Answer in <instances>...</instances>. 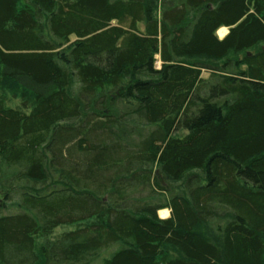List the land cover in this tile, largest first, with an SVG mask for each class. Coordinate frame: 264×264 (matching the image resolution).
Masks as SVG:
<instances>
[{"label":"trees","instance_id":"1","mask_svg":"<svg viewBox=\"0 0 264 264\" xmlns=\"http://www.w3.org/2000/svg\"><path fill=\"white\" fill-rule=\"evenodd\" d=\"M0 193V264H264V0H0Z\"/></svg>","mask_w":264,"mask_h":264},{"label":"rangeland","instance_id":"2","mask_svg":"<svg viewBox=\"0 0 264 264\" xmlns=\"http://www.w3.org/2000/svg\"><path fill=\"white\" fill-rule=\"evenodd\" d=\"M139 27H140L141 29H143V24H139ZM217 34H218V36L222 37V35L219 33V31H218ZM225 34H226V33H225ZM157 58H158V61H157L156 65H157L158 68H160L161 63H160V61H159V57H157ZM203 76H204V77H208V73L204 72V73H203ZM8 104H9V105L16 106V101H13V100H11V99L9 98V99H8ZM193 172L198 173V171H193ZM174 185H178V183H175ZM2 200H4V199H3V195H2V193H0V202H2ZM7 212H8V208H7V209H2V210H0V213H2V214L7 213ZM159 215H160V217H163V216L161 215L160 212H159ZM73 228H74V226H63V227H59V228L55 229V231H54V235H58V234H60V233H62V232H64V231H66V230H70V229H73ZM42 242H43L42 240H38V245L40 246Z\"/></svg>","mask_w":264,"mask_h":264},{"label":"bare ground","instance_id":"3","mask_svg":"<svg viewBox=\"0 0 264 264\" xmlns=\"http://www.w3.org/2000/svg\"><path fill=\"white\" fill-rule=\"evenodd\" d=\"M227 29L225 28V27H222V28H220L218 31H219V33L222 35V36H224V34H225V31H226ZM160 213H161V215L164 217V216H168V209H163V210H161L160 211Z\"/></svg>","mask_w":264,"mask_h":264},{"label":"crops","instance_id":"4","mask_svg":"<svg viewBox=\"0 0 264 264\" xmlns=\"http://www.w3.org/2000/svg\"><path fill=\"white\" fill-rule=\"evenodd\" d=\"M227 30L225 31V33L227 34L228 32H229V29L228 28H226ZM226 34H224V36L226 35ZM224 36H222V37H220V38H223ZM168 216H170V210H168ZM168 216H164V217H162V218H166V217H168Z\"/></svg>","mask_w":264,"mask_h":264}]
</instances>
